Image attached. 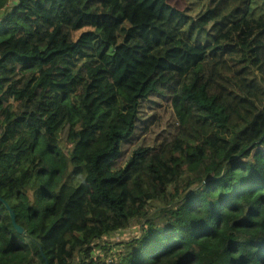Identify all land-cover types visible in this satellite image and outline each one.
Wrapping results in <instances>:
<instances>
[{
	"label": "trees",
	"instance_id": "1",
	"mask_svg": "<svg viewBox=\"0 0 264 264\" xmlns=\"http://www.w3.org/2000/svg\"><path fill=\"white\" fill-rule=\"evenodd\" d=\"M8 1L0 197L26 232L0 200V264H264V0ZM208 10L205 43L186 27Z\"/></svg>",
	"mask_w": 264,
	"mask_h": 264
},
{
	"label": "rangeland",
	"instance_id": "2",
	"mask_svg": "<svg viewBox=\"0 0 264 264\" xmlns=\"http://www.w3.org/2000/svg\"><path fill=\"white\" fill-rule=\"evenodd\" d=\"M13 0H10L12 2ZM170 2L174 3V0H169ZM239 6L238 0H227L224 4V15L230 14L232 10ZM147 11L141 9L133 10L128 20L125 21V25L129 26L134 23H139L145 19ZM222 17L215 16V12L213 10L206 11L202 16L195 17L192 22H188V26L186 27L187 31H193V37L195 40L202 41L205 43H209L212 40L213 34L216 31L217 27L219 26V21ZM207 22H213L211 25ZM81 30H78L77 33H80ZM110 42L114 47L117 42L121 40V36L114 30H110ZM180 79L179 73L176 71H161L159 75L153 80L152 86L157 90L161 91H169L173 92L176 91L178 87V82ZM144 109L148 110V106L152 105V100H146L143 103ZM170 117L173 118V115L170 114ZM155 205H160L157 201L152 202ZM172 208V207H171ZM170 208V209H171ZM140 226V223H137ZM141 234V228H129L120 231H113L109 233L106 238H101L100 242L103 245H111L114 247L112 252H119L124 250V245L120 244L121 242H126L131 240ZM102 253V251H100ZM111 257H114L111 255Z\"/></svg>",
	"mask_w": 264,
	"mask_h": 264
},
{
	"label": "water",
	"instance_id": "3",
	"mask_svg": "<svg viewBox=\"0 0 264 264\" xmlns=\"http://www.w3.org/2000/svg\"><path fill=\"white\" fill-rule=\"evenodd\" d=\"M0 200H2V202L5 204L6 208L8 209V211H9V215H10V217L12 218V223L15 225L17 231H18L19 233L24 234L26 231H25V229H24L21 225H19V224L17 223V221H16V213H15V211L13 210V208L10 206V204H9L6 200L2 199L1 197H0ZM171 209H172V210L176 209V206H173ZM141 231H142V229H141ZM139 236H140V235H139ZM139 236H137V237H139Z\"/></svg>",
	"mask_w": 264,
	"mask_h": 264
},
{
	"label": "built area",
	"instance_id": "4",
	"mask_svg": "<svg viewBox=\"0 0 264 264\" xmlns=\"http://www.w3.org/2000/svg\"><path fill=\"white\" fill-rule=\"evenodd\" d=\"M8 2H10V0L8 1ZM111 262H114V259H113V257H109V258H107V260H106V263L107 264H109V263H111ZM117 261H116V258H115V263H116ZM111 264H113V263H111Z\"/></svg>",
	"mask_w": 264,
	"mask_h": 264
},
{
	"label": "crops",
	"instance_id": "5",
	"mask_svg": "<svg viewBox=\"0 0 264 264\" xmlns=\"http://www.w3.org/2000/svg\"><path fill=\"white\" fill-rule=\"evenodd\" d=\"M15 1H16V0H13L12 2H9V3H8V7L11 6V5H13V4L15 3ZM6 8H7V7H6ZM118 231H120V230H118ZM75 264H77V263H75Z\"/></svg>",
	"mask_w": 264,
	"mask_h": 264
},
{
	"label": "bare ground",
	"instance_id": "6",
	"mask_svg": "<svg viewBox=\"0 0 264 264\" xmlns=\"http://www.w3.org/2000/svg\"><path fill=\"white\" fill-rule=\"evenodd\" d=\"M246 184H249V183H246Z\"/></svg>",
	"mask_w": 264,
	"mask_h": 264
}]
</instances>
